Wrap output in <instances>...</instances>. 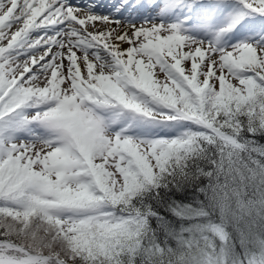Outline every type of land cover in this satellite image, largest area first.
Here are the masks:
<instances>
[{"label": "snow or ice", "instance_id": "6c2138e0", "mask_svg": "<svg viewBox=\"0 0 264 264\" xmlns=\"http://www.w3.org/2000/svg\"><path fill=\"white\" fill-rule=\"evenodd\" d=\"M262 139L264 0H0V264H264Z\"/></svg>", "mask_w": 264, "mask_h": 264}, {"label": "trees", "instance_id": "16d2710c", "mask_svg": "<svg viewBox=\"0 0 264 264\" xmlns=\"http://www.w3.org/2000/svg\"><path fill=\"white\" fill-rule=\"evenodd\" d=\"M262 143H264V139H262V141H261ZM163 211V210H162ZM164 215L165 216H168L169 217V219H171V216H170V214H168V213H164ZM154 226H155V222H154Z\"/></svg>", "mask_w": 264, "mask_h": 264}]
</instances>
